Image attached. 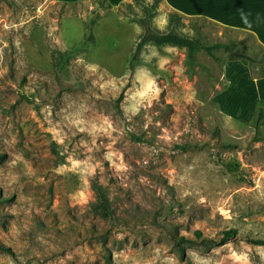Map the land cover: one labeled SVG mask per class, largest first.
<instances>
[{
    "label": "rangeland",
    "instance_id": "1",
    "mask_svg": "<svg viewBox=\"0 0 264 264\" xmlns=\"http://www.w3.org/2000/svg\"><path fill=\"white\" fill-rule=\"evenodd\" d=\"M106 1L0 0V264H264L247 241L264 240V123L256 134L248 74H263L264 50L164 0ZM149 5L151 32L178 13L180 35L232 53L191 61L148 45L130 71ZM229 228L224 245H179Z\"/></svg>",
    "mask_w": 264,
    "mask_h": 264
},
{
    "label": "trees",
    "instance_id": "2",
    "mask_svg": "<svg viewBox=\"0 0 264 264\" xmlns=\"http://www.w3.org/2000/svg\"><path fill=\"white\" fill-rule=\"evenodd\" d=\"M138 1V0H134ZM156 6L161 3V0H155ZM101 3L107 4L110 8L111 5L106 0H99ZM150 6V5H149ZM145 7L144 9V17L139 20V24L144 28V34L141 36L139 43L135 46V51L132 54L131 59H129V70H133L134 65L139 61L140 56L144 50V48L148 45H154L156 47H172L177 48L180 50H186L187 51V57L189 60L194 61L196 58L197 52L204 50L207 52L208 55H210L216 62H221V58L217 57L215 55V52L222 49L227 53H232L231 48L229 45L225 44H215L212 46H201L197 41L190 39L188 37L182 36L177 32V29L175 28V24H181L180 19L182 18L180 14L178 13H170L169 14V23L168 27L170 31L165 34H159V33H153L149 29L150 24V18H151V6ZM122 7L125 9H132L133 3L131 2H125L122 4ZM127 18V17H125ZM239 58H242L243 61H248L252 63H256L255 59L245 56V55H238ZM230 61V60H229ZM260 65H264V61H261ZM264 76L263 74H260ZM254 124L256 129V134L259 133L263 123H264V101H261L258 104L257 112L254 117ZM224 148L227 149H234L236 148L234 145L231 144H225L223 145ZM4 155L0 154V163L4 160ZM94 191L96 193V196L99 200L97 205L94 206L95 211L99 212L103 215L105 218L111 217L110 213V200L108 196L107 189H103L101 186L95 184L94 185ZM238 234V229L236 228H229L222 232L221 238L219 241L214 239H206L202 236V233L197 231L195 233L196 239H187L185 237L181 238V245L182 243H189V244H205L206 242H211L217 246L224 245L228 243L229 241L233 240ZM247 241L250 244L256 245V246H262L264 247V240L263 239H247ZM183 256V252H182Z\"/></svg>",
    "mask_w": 264,
    "mask_h": 264
},
{
    "label": "crops",
    "instance_id": "3",
    "mask_svg": "<svg viewBox=\"0 0 264 264\" xmlns=\"http://www.w3.org/2000/svg\"><path fill=\"white\" fill-rule=\"evenodd\" d=\"M164 1L175 11L189 15H202L226 28L247 31L255 37L258 45L264 50V0ZM248 8H251L252 10L250 14L246 13V9ZM248 74L254 84L257 100L260 103L261 101H264V76L260 74H255L254 76L251 70L248 71ZM227 80L226 84L230 85L231 81ZM226 117L229 120H235L232 116L226 115Z\"/></svg>",
    "mask_w": 264,
    "mask_h": 264
}]
</instances>
